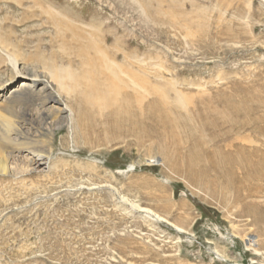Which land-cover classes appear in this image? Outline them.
<instances>
[{"label":"rangeland","instance_id":"1","mask_svg":"<svg viewBox=\"0 0 264 264\" xmlns=\"http://www.w3.org/2000/svg\"><path fill=\"white\" fill-rule=\"evenodd\" d=\"M18 1L0 0V87L20 54L68 121L45 130L42 170L0 173V264H264V175L242 171L264 170V0H39L101 54ZM54 66L128 101L132 122L72 107L84 86L60 93Z\"/></svg>","mask_w":264,"mask_h":264},{"label":"bare ground","instance_id":"2","mask_svg":"<svg viewBox=\"0 0 264 264\" xmlns=\"http://www.w3.org/2000/svg\"><path fill=\"white\" fill-rule=\"evenodd\" d=\"M28 3L31 4L30 8L34 9L33 13H35L36 11H41L48 14L45 20H43V18L41 17L44 14L40 13V15L37 14V16L38 18L40 17L41 21H43L45 24L49 23L50 27L54 28L57 31L60 30L62 34H64L63 38L66 34H68L67 31H69L73 38H76V40L82 42V50L85 49L86 51H88L87 49H89L91 52H97L101 54V52L98 51V44L92 41L93 32H90L89 34L87 32L85 33L84 31H82L84 27H81L78 23H75V20H79V17L76 13H73L69 10H66L70 12L68 15L62 14V10L60 14L58 12L52 13L48 9H42V6L39 4V0H29ZM35 9L37 10L35 11ZM80 28L82 30H80L79 32ZM2 29H4V26L2 27ZM9 42L7 39H4V35L2 37V35L0 34L1 49H6L9 51L10 46L12 45V43ZM19 57L20 54H10V52H7L6 58H8V64L13 65L14 67L8 68V72L6 75L8 83L3 84L2 87H0V173L4 174L13 173L14 170H42L43 166L46 165L51 158V145L53 144V138L49 140L45 138V130L50 129V131L53 133L57 128H61L64 123L68 121V116H65L67 108L61 107L57 103V98L59 99V97L56 98L55 93L51 90L50 82H45L41 79V75L39 73L40 71H32L25 64L18 67L17 63ZM6 58L4 59V61L7 60ZM0 59H2L1 54ZM101 59L104 64L108 66L109 64L113 65L112 63H109L108 60L104 57H102ZM37 63H40L39 59L37 60ZM47 65V62H44L42 68L47 69ZM55 68L56 69H54L53 73L51 74V79L52 83L56 82V84L58 85L60 93H68L67 91H69L70 89L66 90L67 88L65 87V80H68L70 78L75 81L74 85L76 86V88L79 85L84 86L82 90L79 89L81 91L78 92V95L74 93L76 95L75 100L73 98L70 99L72 107L74 103L76 104V102L78 106H80L81 103L85 109L84 113L88 114L87 110L90 107L99 105L98 107H100L103 111L108 110V115L105 116V121H107V123H112L114 125L118 124L117 119L120 116H125L126 120L130 119V122H132L131 117L129 116L132 111L130 103H128V101H124L119 105V107H115V105H113V103L108 100L107 97L101 94H96L98 88V83L96 80L94 81V79H88L89 81L86 80L87 82L82 83L79 81L80 76L77 78L75 72L65 69H58V67ZM111 71L113 74V77L111 79L112 82L115 81L118 83L119 80L124 82V80L119 77L121 76L119 71ZM20 75L24 77H22L23 79H19V81H17V78ZM28 77H32V80ZM133 84L135 85V88L141 90L142 84H140L137 79L133 78ZM98 100H103V102L99 104ZM26 101L29 103V108L22 106V104L25 105ZM99 112L101 111L99 110ZM85 116L83 115L82 120L85 118ZM135 116L137 117L134 118L135 123L140 122L138 116ZM242 171L245 174V179L248 180L252 178H262V176L264 175V170Z\"/></svg>","mask_w":264,"mask_h":264}]
</instances>
